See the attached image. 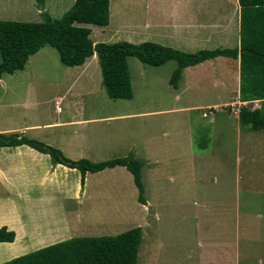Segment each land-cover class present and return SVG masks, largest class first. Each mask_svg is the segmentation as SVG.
Listing matches in <instances>:
<instances>
[{
  "label": "rangeland",
  "instance_id": "rangeland-1",
  "mask_svg": "<svg viewBox=\"0 0 264 264\" xmlns=\"http://www.w3.org/2000/svg\"><path fill=\"white\" fill-rule=\"evenodd\" d=\"M109 1L108 23L105 26L89 24L91 39L99 33L105 38L101 41H132L120 36L125 34L120 31V25L131 22V0H125L123 8L127 14L123 13L120 18L117 0ZM71 3L72 0H45L42 8L57 18ZM182 3H186L187 9L229 8L226 0H178V8ZM39 11L35 0H0V19L38 21ZM135 63L139 68H135ZM169 63L174 61L151 66L134 57L127 58L132 91L127 100L105 95L100 71L96 68L98 88L83 97L84 102L94 105L95 111L102 110L95 115H132L43 130L47 133L42 136L51 137L53 145L61 142L59 137L73 135L70 133L74 129L77 133L73 135V156L99 161L130 154L141 162L143 204L137 202V189L124 167L87 173L88 197L81 205V230L73 236L113 235L138 226L141 238L135 264L264 262V217L261 215V226L251 224V221H262L257 219L258 213L264 214V158L257 156L264 146V130L246 131L237 121L241 106L264 109V101L240 102L232 95L233 86L212 85L206 67L186 73L177 84L178 88L182 87L186 78L189 91L175 93L168 83L174 68ZM222 64L221 61L214 63L211 70L217 72L215 78L219 81L224 78ZM70 69L64 70L57 52L45 45L29 59L27 68L24 64L12 74H3L2 80L13 89L6 90L7 97L15 105L0 110L2 123L41 125L47 121H64L72 114L69 105L65 100L54 104L51 98L61 95L73 79L75 69ZM196 73L205 78L195 79ZM194 84L202 87L196 89ZM94 87V83H85L83 78L74 86L75 90L86 91ZM22 99L28 100L25 108L21 107ZM221 101L224 104L216 107L226 116L203 108ZM195 105L203 107L189 111L185 108ZM57 107L61 111L56 112ZM36 136L41 141L44 139ZM188 137L192 149L187 146ZM199 144L203 145V151L198 149ZM190 151L204 154L190 155Z\"/></svg>",
  "mask_w": 264,
  "mask_h": 264
},
{
  "label": "crops",
  "instance_id": "crops-1",
  "mask_svg": "<svg viewBox=\"0 0 264 264\" xmlns=\"http://www.w3.org/2000/svg\"><path fill=\"white\" fill-rule=\"evenodd\" d=\"M226 1L229 2L228 9H221L215 6H212L211 9H187V7H185L186 3H182L180 7L183 6L184 9L182 8L179 11L180 7L178 8L177 6L178 0H131L129 9L131 22L120 25V31L125 33L120 36L126 37L127 39L131 38L132 41L128 42L133 43L152 41L150 39H155L159 44L166 43L168 44L166 46L170 45V47L175 49L178 48V50L184 52H194L199 50V47H204L203 49H214L216 47L232 48L238 46L239 42L238 4L237 0ZM117 2L118 15L120 18L123 13L127 14V11L123 8L125 0H117ZM203 3L205 4V2ZM109 4L110 1L108 2V6ZM135 18L137 19L133 20ZM83 26L88 27L90 30L92 28L89 24H83ZM90 33L89 37L91 38L92 30ZM93 35L94 38L91 39L93 43L101 41V38L105 39L102 37L103 34L96 33ZM110 36L115 37L112 35ZM44 46L39 48L34 54L28 56L25 62L26 68L28 67L29 59L39 54ZM219 61L223 62L221 66L223 67L222 76L224 78L221 79V81H219V78H215L217 72L212 73L211 71L214 63ZM174 63L169 64L175 67L176 64ZM135 64V68H139L137 63ZM63 66L66 71L71 70L70 68L75 69L74 76H72L73 79L68 82L61 95H54L51 100L54 104H60L61 101L65 100L72 114L64 118V121H47L41 125L34 123H22L23 125L21 123H14V125H12L10 121H3L2 123L0 119V133H16L38 141H41V139L36 135L41 136L44 138L41 142L47 145L50 144V146L59 149L65 157L75 160L85 157L72 155L71 151L75 145L73 142V135L77 133L74 129H72L70 133L73 135H63L58 139H61V142L53 145L51 137L42 136V134L44 135L47 133L43 130L48 128H59L61 126L89 125L98 121H107L113 117H128L132 114L127 113L110 116L95 115L94 113L102 112V110L95 111L94 105L90 106L84 102L83 97L92 94L98 88V73L96 68L99 69V67L94 53L85 58L79 65ZM205 67L207 71H209V77H212L213 86L220 85L223 87L224 83L227 86H233L234 92L232 95L238 97V58L232 59L224 56H216L195 65L183 67L179 79L183 78L186 73H193L194 70L199 68L203 69ZM3 74L0 75V110L2 108L6 110L7 107L15 105V103L7 97L6 90H10L11 88L9 89L4 80H2L1 76ZM194 76L195 79H198L199 76L203 77V75L199 73ZM81 78L85 80V83L89 81L91 84L94 83V90H75L74 86ZM204 78L205 77H203V79ZM229 79H232V82L229 83ZM197 83L200 82L198 81ZM188 84L189 82L185 78V83H182V87L178 88V84L176 85L174 88L175 93L182 94L188 92ZM194 87L198 89L202 86L200 84H194ZM12 90L13 89H11V91ZM27 101L26 99L20 101L22 108L27 106ZM251 101L261 102V100L258 99ZM223 104L224 102L221 101L218 103L206 104L204 107L195 105L185 108H189L187 109V111H189L194 108L203 107L211 109L212 113L217 111L226 116L224 112L217 110L216 107ZM59 111H61V108ZM59 111L56 110V112ZM245 130L248 131L247 128H245ZM213 138L214 140L216 139L214 136ZM186 142L187 144L189 143L187 146L192 149L191 138L188 137ZM198 149H202L203 151V145L199 144ZM259 151L257 156L263 159L264 146ZM190 152H192L190 155L198 154V156H200L204 154V152ZM118 166L119 165L111 168L106 167V169L114 170V168ZM87 173H89V171L84 173L83 184L81 186L79 183V171L76 168H69L60 163H53L48 154L39 152L26 144L0 146V227H4L14 234L12 241L0 242V263L49 244L76 237L73 236V234L79 233L78 230H81L80 222L83 218L81 215V212H83L81 205L88 197L85 187ZM200 173L201 172L198 171V174ZM68 202H71V204L69 205ZM257 215V219H261L262 221L259 223L251 221L253 222L251 224L256 223L261 226L260 224L263 222L264 214L258 213ZM250 216L251 214H249V217ZM238 225L240 232V226L242 224L239 222ZM248 262L249 261H247V263ZM255 262L264 264V262L260 260H256Z\"/></svg>",
  "mask_w": 264,
  "mask_h": 264
},
{
  "label": "trees",
  "instance_id": "trees-1",
  "mask_svg": "<svg viewBox=\"0 0 264 264\" xmlns=\"http://www.w3.org/2000/svg\"><path fill=\"white\" fill-rule=\"evenodd\" d=\"M109 0H72L58 16L52 18L43 10L44 0H35L40 9L38 21L0 19V75L22 69L29 55L48 44L56 50L65 66L81 64L85 58L96 55L100 84L105 95L112 99H130L132 96L127 57L142 64L158 66L175 61L168 83L175 88L183 67L192 66L224 56L238 58V100L264 101V0H237L238 46L216 47L184 52L153 41L138 43L124 40L92 42L90 29L83 24L105 26L108 23ZM237 121L248 130L264 129V109L240 107ZM26 144L48 154L53 163H60L79 171L83 184L86 171L123 166L137 189V201L144 203L140 179L141 162L128 154L122 157L90 161L65 157L55 147L16 133H0V146ZM13 232L0 227V242L13 240ZM140 228L132 227L113 235L76 236L55 242L32 252L13 257L0 264H135Z\"/></svg>",
  "mask_w": 264,
  "mask_h": 264
},
{
  "label": "built area",
  "instance_id": "built-area-1",
  "mask_svg": "<svg viewBox=\"0 0 264 264\" xmlns=\"http://www.w3.org/2000/svg\"><path fill=\"white\" fill-rule=\"evenodd\" d=\"M241 102V101H240ZM244 101H242V103H243ZM245 103V102H244ZM57 111H59L60 110V108L59 107H57V109H56Z\"/></svg>",
  "mask_w": 264,
  "mask_h": 264
}]
</instances>
